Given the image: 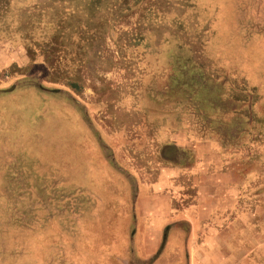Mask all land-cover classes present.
I'll return each instance as SVG.
<instances>
[{"label":"rangeland","instance_id":"rangeland-1","mask_svg":"<svg viewBox=\"0 0 264 264\" xmlns=\"http://www.w3.org/2000/svg\"><path fill=\"white\" fill-rule=\"evenodd\" d=\"M0 264H264V0H0Z\"/></svg>","mask_w":264,"mask_h":264}]
</instances>
